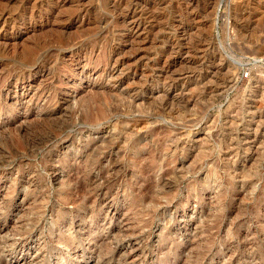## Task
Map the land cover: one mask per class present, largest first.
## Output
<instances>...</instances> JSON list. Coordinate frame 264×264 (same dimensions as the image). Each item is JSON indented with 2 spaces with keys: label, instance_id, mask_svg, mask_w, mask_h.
Segmentation results:
<instances>
[{
  "label": "rangeland",
  "instance_id": "1",
  "mask_svg": "<svg viewBox=\"0 0 264 264\" xmlns=\"http://www.w3.org/2000/svg\"><path fill=\"white\" fill-rule=\"evenodd\" d=\"M0 264H264V0H0Z\"/></svg>",
  "mask_w": 264,
  "mask_h": 264
},
{
  "label": "bare ground",
  "instance_id": "2",
  "mask_svg": "<svg viewBox=\"0 0 264 264\" xmlns=\"http://www.w3.org/2000/svg\"><path fill=\"white\" fill-rule=\"evenodd\" d=\"M120 14H121V13H120ZM123 15H124V16H123V20H126V18L128 17V14H127V15L123 14ZM140 24H141V22H140V23H139V22H137L136 26H138V27H139V26H140ZM136 26H135V27H136ZM138 27H137V28H138ZM137 28H136V29H137ZM139 28H140V27H139ZM113 76H114V75H113ZM16 84H17V83H16ZM46 111H47V110H46Z\"/></svg>",
  "mask_w": 264,
  "mask_h": 264
},
{
  "label": "built area",
  "instance_id": "3",
  "mask_svg": "<svg viewBox=\"0 0 264 264\" xmlns=\"http://www.w3.org/2000/svg\"><path fill=\"white\" fill-rule=\"evenodd\" d=\"M245 75H248V73H245Z\"/></svg>",
  "mask_w": 264,
  "mask_h": 264
}]
</instances>
